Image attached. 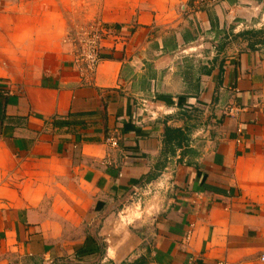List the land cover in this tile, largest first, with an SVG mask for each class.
<instances>
[{
  "label": "crops",
  "instance_id": "obj_1",
  "mask_svg": "<svg viewBox=\"0 0 264 264\" xmlns=\"http://www.w3.org/2000/svg\"><path fill=\"white\" fill-rule=\"evenodd\" d=\"M234 3L0 0V264H264V32ZM92 21L87 80L70 31ZM167 172L146 238L76 257L86 222Z\"/></svg>",
  "mask_w": 264,
  "mask_h": 264
},
{
  "label": "rangeland",
  "instance_id": "obj_2",
  "mask_svg": "<svg viewBox=\"0 0 264 264\" xmlns=\"http://www.w3.org/2000/svg\"><path fill=\"white\" fill-rule=\"evenodd\" d=\"M235 2L229 13L233 12L238 30L240 32L260 30L264 32V0H235ZM84 15L80 11L77 15H73V19L75 17L79 19V16ZM98 26L99 24L95 21L71 25L70 32L74 43L78 46L81 34L89 28ZM169 174V172L163 174L152 185L142 186L140 192L127 196L118 206L111 209L109 213L107 212L106 216L101 215L90 219L85 223L87 232L97 238L100 244L104 239H109V244L112 247L121 246L123 248L126 245H131L134 241L139 242L146 238L152 220L161 208V203L167 202V198L173 191L171 186L173 180ZM55 264H100V262L96 257L82 262L76 261L74 257H64Z\"/></svg>",
  "mask_w": 264,
  "mask_h": 264
},
{
  "label": "built area",
  "instance_id": "obj_3",
  "mask_svg": "<svg viewBox=\"0 0 264 264\" xmlns=\"http://www.w3.org/2000/svg\"><path fill=\"white\" fill-rule=\"evenodd\" d=\"M196 1L202 4H217L224 2L225 0H196ZM180 9L184 10L185 4H181ZM106 35L107 33L105 28L102 25H100L98 27L89 28L87 31L83 32V34H81L80 38L78 39L79 47H78V55L76 58V63L83 77L86 78L87 80L93 79L94 75L97 72L98 67L103 61L102 43L104 42ZM107 142L114 149H117L119 147L118 141L113 138H109ZM147 185H152V184L150 183V184L134 186L132 188L131 194H137L142 190V186H147ZM190 235L191 233L188 234V238L190 237Z\"/></svg>",
  "mask_w": 264,
  "mask_h": 264
},
{
  "label": "trees",
  "instance_id": "obj_4",
  "mask_svg": "<svg viewBox=\"0 0 264 264\" xmlns=\"http://www.w3.org/2000/svg\"><path fill=\"white\" fill-rule=\"evenodd\" d=\"M264 44V40L262 41ZM6 99L1 95L0 93V122L5 123V122H11L12 120L7 119L6 114H5V108H6ZM168 138L172 139L178 132L170 131L167 130ZM175 134V135H174ZM102 244V247H101ZM100 241L95 238L94 236L87 234L85 244L83 248L78 250L76 252V257L77 258H84V257H89L95 254H98L100 256H104L105 254V249L107 247L106 243H101ZM132 264H143L142 261H137Z\"/></svg>",
  "mask_w": 264,
  "mask_h": 264
}]
</instances>
